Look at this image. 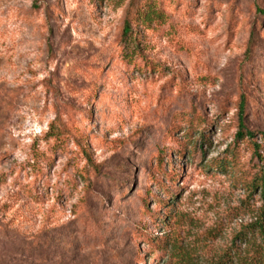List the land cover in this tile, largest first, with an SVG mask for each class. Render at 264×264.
Wrapping results in <instances>:
<instances>
[{
    "label": "rangeland",
    "instance_id": "1",
    "mask_svg": "<svg viewBox=\"0 0 264 264\" xmlns=\"http://www.w3.org/2000/svg\"><path fill=\"white\" fill-rule=\"evenodd\" d=\"M263 9L0 0V264H264Z\"/></svg>",
    "mask_w": 264,
    "mask_h": 264
},
{
    "label": "trees",
    "instance_id": "2",
    "mask_svg": "<svg viewBox=\"0 0 264 264\" xmlns=\"http://www.w3.org/2000/svg\"><path fill=\"white\" fill-rule=\"evenodd\" d=\"M137 1H141V0H137ZM261 12L264 14V9L261 10ZM130 32V26L128 24V22H126L124 28H123V32H122V35L124 37H126ZM251 40H255V34H253V31H252V36H251ZM254 38V39H253ZM251 49V47H250ZM249 51V49H248ZM245 113H246V105H245V101H241L240 105H239V112H238V120H239V123H238V132L236 133V138L239 140V139H244L245 137L247 138H254V132L253 131H250L248 130L245 125H244V116H245ZM55 136L56 137H63V133L60 131V130H55L54 132ZM260 135L262 136V138H264V132H260ZM61 139V138H60ZM205 141L204 137L202 136V141ZM258 145L256 144V142H254V149L255 150V154L259 156V151H258ZM158 164H163V155H160L157 157V162ZM214 167H217V168H224L225 167V163L224 162H219L217 163ZM69 181H72L74 180L73 176L68 178ZM259 180V183H260V190H261V194L264 196V170L261 171L260 170V176L258 178ZM261 231H262V234H263V240H264V227L262 226L261 227Z\"/></svg>",
    "mask_w": 264,
    "mask_h": 264
}]
</instances>
